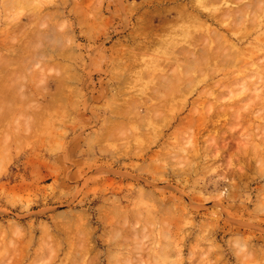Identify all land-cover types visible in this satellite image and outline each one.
I'll return each instance as SVG.
<instances>
[{
    "label": "rangeland",
    "instance_id": "obj_1",
    "mask_svg": "<svg viewBox=\"0 0 264 264\" xmlns=\"http://www.w3.org/2000/svg\"><path fill=\"white\" fill-rule=\"evenodd\" d=\"M200 1L0 0V264H264V0ZM210 28L240 56L187 84L173 60ZM177 74L181 95L165 83Z\"/></svg>",
    "mask_w": 264,
    "mask_h": 264
},
{
    "label": "bare ground",
    "instance_id": "obj_2",
    "mask_svg": "<svg viewBox=\"0 0 264 264\" xmlns=\"http://www.w3.org/2000/svg\"><path fill=\"white\" fill-rule=\"evenodd\" d=\"M160 1H161V0H160ZM201 1H202V0H201ZM201 1H200V2H201ZM217 1H218V0H217ZM219 1H220V0H219ZM227 1H228V0H227ZM227 1H226V2H227ZM242 1H244V0H242ZM192 2H193V1H192ZM203 2H204V0L202 1V3H203ZM208 2H209V1H207V3H208ZM211 2H212V1H211ZM211 2H209L208 4H210V5H212V4H213V5H215V4H216V5L220 4V3H218V2H217V3H211ZM213 2H216V1H213ZM254 2H255V1H254ZM205 3H206V2H204V4H205ZM234 3H236V2H233V4H234ZM250 3H251V2H250ZM255 3H256V2H255ZM263 3H264V1H262V2H258V3H256V4L253 3L254 5H252V9H253L254 11H255L256 8H257V11H258V10H261V9L263 8L261 4H263ZM208 4H207V6L209 7ZM251 4H252V3H251ZM257 4H260V5H257ZM180 5H181V4H180ZM180 5H179V7H177V6H176V7L179 9V8L182 7V6H186V5H182V6H180ZM241 5H242V4H241ZM15 6H16V5H15ZM74 6H75V5H74ZM79 6H80V5H79ZM249 6H250V5H249ZM256 6H257V7H256ZM191 7H194V6H191ZM197 7H198V6H197ZM244 7H245V8H243V6H242V8H243L244 11H245V9H246V7H247V4H246V5L244 4ZM138 8H139V6H138ZM183 8H184V7H183ZM202 8H203V7H202ZM249 8H250V7H249ZM249 8H248V9H249ZM167 9H168V8H167ZM170 9H171V8H170ZM174 9L176 10V8H174ZM174 9H172L171 11H174ZM181 9H182V8H181ZM184 9H186V11H187V8H186V7H185ZM196 9H197V8H195V10H196ZM252 9H251V10H252ZM162 10L165 11L164 9H162ZM182 10H183V9H182ZM198 10H199V9H198ZM233 10H234V9H233ZM235 10H236V9H235ZM246 10H247V9H246ZM79 11H80V10H79ZM166 11H167V10H166ZM166 11H165V12H166ZM227 11H228V9H227ZM236 11L238 12V10H236ZM242 11H243V10H241V11H239V12L242 14V13H243ZM254 11H253V12L251 11L253 15H255V12H254ZM158 12H159V10L157 11V13H158ZM168 12H170V11L168 10ZM175 12H176V11H175ZM179 12H180V14H181V12H185V11H184V10H183V11H178V13H179ZM187 12H188V11H187ZM196 12H197V11H196ZM198 12H200V11H198ZM224 12H225V11H224ZM258 12H259V11H258ZM147 13H150V14H148V15H152L151 12H147ZM161 13H162V12H161ZM161 13H158V14L162 15ZM166 13H167V12H166ZM166 13H165V14H166ZM178 13H177V14H178ZM185 13H186V12H185ZM222 13H223V12H222ZM222 13H221V14H222ZM228 13H231V12L228 11ZM228 13H227V12L224 13V14H227V15H224L225 18H224V16H221V17H223L224 20H225V19L228 20V18H229V16H230ZM246 13H247V12H246ZM246 13H245V14H246ZM259 13L261 14V12H259ZM7 14H8V13H7ZM44 14H45V13H44ZM82 14H83V13H82ZM155 14H156V13H154L152 16L156 17ZM165 14H164V15H165ZM187 14H188V15H187ZM187 14H186L187 16H191V15H192L191 13H187ZM201 14H203V13H201ZM204 14H206V13H204ZM221 14H219V15H221ZM245 14L243 13V15H245ZM75 15H76V14H75ZM146 15H147V14H146ZM174 16H175V15H174ZM194 16H196V15H193V16H191V17L193 18ZM217 16H218V15H217ZM217 16H216V17H217ZM227 16H228V18H226ZM233 16H234V17H238V18H243V17H244V16H242V15H240V14L237 15V13H236V15H233ZM256 16H257V15H256ZM52 17H53V16H52ZM142 17H143V16H142ZM148 17H149V16H148ZM191 17H190V18H191ZM218 17L220 18V16H218ZM218 17H217V20H218ZM234 17H233V18H234ZM245 17H246V16H245ZM250 17H251V16H250ZM253 17H254V16H253ZM46 18H47V17H46ZM48 18H49V17H48ZM80 18H81V16H80ZM164 18H165V17H164ZM174 18H175V17H173V19H174ZM178 18H179V17H178ZM180 18H182V17H180ZM184 18H185V17H184ZM190 18H189V19H190ZM192 18H191V21H193ZM196 18H199V17L197 16ZM196 18H195V21H198V19H196ZM208 18H211V16H210V17L208 16ZM254 18H255V17H254ZM256 18H257V17H256ZM256 18H255V19H256ZM143 19H144V18H143ZM147 19H148V20L150 21V23H151V21H152L154 18H152V20H150V19H151V16H150V18H146V20H147ZM160 19H161V18H160ZM171 19H172V18H171ZM171 19H170V21H172ZM182 19H183V18H182ZM86 20H87V19H86ZM138 20H139V19H138ZM146 20H144V21L146 22ZM148 20H147V21H148ZM158 20H159V19H158ZM184 20H185V19H184ZM187 20H188V19H187ZM212 20H213V17H212ZM212 20H211V21H212ZM214 20H215V19H214ZM231 20H232V19H231ZM240 20H241V19H239V21H240ZM243 20H244V19H242L241 21H243ZM253 20H254V19H253ZM41 21H43V20H41ZM54 21H55V20H54ZM149 21H148V22H149ZM153 21H154V20H153ZM153 21H152L151 24H153ZM168 21H169V19H168ZM189 21H190V20H189ZM254 21L256 22V20H254ZM254 21H252V22L255 23ZM43 22H44V21H43ZM185 22L187 23V21H185ZM193 22H194V21H193ZM199 22H203V21L199 20ZM206 22H207V21H206ZM206 22H205V23H206ZM220 22H221V21H220ZM263 22H264V21H263ZM47 23H48V22H47ZM161 23H162V21H161ZM177 23H180V22L178 21ZM177 23H176V24H177ZM205 23H204V24H205ZM237 23H238V22H236V24H237ZM39 24H42V22L39 23ZM39 24H38V25H39ZM43 24H44V23H43ZM80 24H81V23H80ZM168 24H169V23H168ZM206 24H207V23H206ZM231 24H232V23H231ZM236 24H235V25H236ZM251 24H252V23H251ZM17 25H18V24H17ZM199 25H200V24H199ZM222 25H224V24H222ZM237 25H239V23H238ZM237 25L234 26L233 29H231L230 31H232V30L234 31V29L236 30L237 28L240 29V27L237 26ZM240 25H241V23H240ZM43 26H44V25H43ZM58 26H59V25H58ZM61 26H62V25H61ZM61 26H60V28H63V26H62V27H61ZM81 26H82V25H81ZM139 26H140V25H139ZM148 26H149V25H148ZM251 26H252V25H251ZM254 26H255V24H254ZM143 27H145V26H143ZM195 27H196V26H195ZM197 27H198V26H197ZM248 27H249V26H248ZM17 28H18V27H17ZM57 28H58V27H57ZM146 28H147V27H146ZM148 28H150V26H149ZM148 28H147V29H148ZM153 28H154V27H153ZM160 28H161V27H160ZM174 28H176V26H174ZM43 29H44V28H43ZM137 29H138V28H137ZM220 29H222V30L225 31V30H227V26H226V25H225V27L221 26ZM40 30H41V29H40ZM161 30H162V29H161ZM167 30H168V29H167ZM194 30H195V29H194ZM209 30H210V31H208V32H209V33H208L209 46H208V45H205L206 43H208V42H206L207 40H206L205 37H204V38H205V42H203V43H205V44L203 45V47H204V49H206V50L200 48L199 44H195V43H200L201 40L203 41V40H204L203 36H202L201 39H200L199 37H197V35L194 36V35H195V34H194L193 36H194V37H197V38H194L193 41H196V40H198V38H199L200 42H195L194 44H193V42H191L192 44H190V45L192 46V49H191V53H190V55L187 54V53H188V52H187L188 49H187L186 51H184V49H183V53H184V52H187V53H185V54H186V55H189V57L192 55L193 58L190 57L191 59H190V60L188 59L189 61L187 60V61H188V62H187V61H186V58L184 57V58H185L184 60L187 62L186 64H185V62H183V63L179 62L180 59H179V60H173V62H175L176 65H177V69H180V71L182 72V73H181V74H182V77L186 78L187 82H186L185 80L183 81V79L180 80V76H179V74H177L178 76L176 75V77L174 76L175 78H174L173 76H171V77H173V78L175 79V82H174V81L171 82L170 80H169V81H165V83L170 82V84H171V85L169 86V87H171V89L168 88L169 91H167V92L170 93V91H171V92H177V91H178L177 93L180 92V95H181V93H182V92H181V86H179V84H182L181 81H183V82H185V83H187V84H192V82H195V79H193L191 76H192V74H196V73H197V74H196L197 77H199V76L202 77V76L204 75V72H205V71H202V70H204V69L207 68V61H208V59H209V61L212 59V61H210V62H212L211 64H213V62H215L214 60L217 59V60H218L217 64H218L219 68H222V67H224V66H225V68H226V64L224 65L223 63L226 62V63L228 64V63H229V60H230V63H232V61H234L236 58H239V57H236V56L239 55V53L236 54V55H235V51H234L233 54L229 53L230 49L233 48V44H232V46H231V45L228 43L227 36L221 37L219 34L216 33L215 30H211V28H210ZM248 30H249V28H248ZM25 31H26V30H25ZM142 31H144V30H142ZM148 31H149V30H148ZM21 32H23V31H21ZM43 32H44V31H42V33H43ZM144 32H145V31H144ZM150 32H152V31H150ZM150 32H148V33H150ZM190 32H191V31H190ZM17 33H18V32H17ZM24 33H25V32H23V34H24ZM55 33H56V32H55ZM137 33H138V32H137ZM142 33H143V32H142ZM145 33H146V32H145ZM192 33H193V32H192ZM228 33L233 34L232 32H229V31H228ZM248 33H249V32H248ZM21 34H22V33H21ZM43 34H44V33H43ZM56 34H57V33H56ZM133 35H134V34H133ZM136 35H137V34H135L134 37H137ZM145 35H147V34H145ZM154 35H155V34H154ZM157 35H158V34H157ZM19 36H20V35H19ZM143 36H144V35H143ZM193 36H192V37H193ZM198 36H201V35H198ZM17 37H18V36H17ZM139 37H140V36H139ZM146 37H147V36H146ZM156 37H157V36H156ZM190 37H191V36H190ZM51 38H52V40H53L52 35H51ZM51 38L48 37L47 39H50V40H51ZM65 38H66V37H65ZM70 38H71V37H70ZM140 38H141V37H140ZM144 38H145V36H144ZM162 38H163V37H162ZM12 39H13V38H12ZM47 39H46V40H47ZM61 39H62V38H61ZM132 39H133V36H132L131 40H132ZM195 39H196V40H195ZM52 40H51V41H52ZM134 40H135V39H133L132 42H133ZM239 40H240V39H239ZM63 41H64V40H63ZM63 41H62V42H63ZM71 41H72V40H71ZM147 41H148L147 44H153V42H154L153 40H151V41L147 40ZM152 41H153V42H152ZM52 42H53V41H52ZM54 42L56 43L55 39H54ZM66 42H67V40H66ZM156 42H157V40H156ZM156 42H155V43H156ZM47 43H48V42H47ZM189 43H190V41H189ZM201 43H202V42H201ZM63 44H64V43H63ZM65 44H66V43H65ZM71 44H72V43H71ZM121 44H122V43H121ZM48 45H49V44H48ZM51 45H52V44H51ZM136 45H137V44H136ZM141 45H142V44H141ZM56 46H57V45H56ZM58 46H59V45H58ZM144 46H145V45H144ZM207 46H208V47H207ZM29 47H30V46H29ZM40 47H41V46H40ZM134 47H135V46H134ZM205 47H206V48H205ZM20 48H21V47H20ZM61 48L63 49V47H61ZM124 48H125V47H124ZM135 48L138 49V47H135ZM141 48H142V47H141ZM145 48H147V47L145 46ZM212 48H213V49H212ZM49 49H50V47H49ZM58 49H60V48H58ZM67 49H68V48H67ZM210 49H212V50L209 51ZM224 49H225V50H224ZM226 49L228 50V52H227ZM21 50H22V49H21ZM55 50L57 51V49H55ZM69 50H70V48H69ZM129 50H130V49H129ZM129 50H128V51H129ZM141 50H142V53H145V52H146L144 55H146V54L148 53V51H146V49H145V51H144V49H140V51H141ZM168 50H169V49H168ZM179 50H180V49H179ZM223 50H224V52L226 51V52H225L226 54H225L224 52H222ZM14 51H15V50H14ZM44 51H45V50H44ZM49 51H51V49H50ZM150 51H151V50H150ZM188 51H189V50H188ZM54 52H55V51H54ZM174 52L177 53L176 51H174ZM174 52H173V54H175ZM189 52H190V51H189ZM32 53H34V52H32ZM56 53H57V52H56ZM56 53H55V55H56ZM126 53H127V52H126ZM138 53H139V52H138ZM178 53H179V54L181 53L180 56L183 55V53L180 52V51H179ZM218 53H220V54H218ZM223 53H224V54H223ZM10 54L12 55V53H10ZM30 54H31V53H30ZM61 54H62V53H61ZM61 54H60L59 57H61ZM127 54H128V53H127ZM129 54H131V53H129ZM179 54H178V56H179ZM185 54H184L183 56H186ZM16 55H17V54H16ZM37 55H38V54H37ZM37 55H36V56H37ZM48 55H49V54H48ZM48 55H47V57H48ZM66 55H67V54H66ZM119 55H120V54H119ZM141 55H142V54H141ZM144 55H143V56H144ZM159 55H160V53H159ZM36 56H34V57L36 58ZM39 56H40V55H39ZM51 56H52V55H51ZM56 56H58V55H56ZM239 56H240V55H239ZM5 57H6V55H5ZM40 57H42V58H41L42 60L44 59L43 55H41ZM62 57H63V56H62ZM62 57H61V58H62ZM134 57H135V55H134ZM186 57L189 58L188 56H186ZM226 57H227V58L229 57L228 60H227V59L224 60V58H226ZM66 58H67V56H66ZM122 58H123V57H122ZM137 58H138V57H137ZM156 58H158V57H156ZM174 58H175V57H174ZM214 58H215V59H214ZM5 59H8V58H5ZM46 59H47V58H46ZM62 59H63V58H62ZM64 59H65V58H64ZM127 59H128V60H129V59L131 60L130 57L127 58ZM138 59H139V58H138ZM242 59H243V58H242ZM0 60H1V57H0ZM10 60H11V59H10ZM39 60H40V58H39ZM71 60H72V59H71ZM133 60H134V59H133ZM171 60H172V59H171ZM184 60H182V61H184ZM3 61H4V60H3ZM24 61H25V60H24ZM27 61H28V60H27ZM30 61H31V60H30ZM51 61H52V60H51ZM136 61H137V60H136ZM180 61H181V60H180ZM237 61H238V60H237ZM253 61H254V60H253ZM1 62H2V60H1ZM47 62H48V60H47ZM70 62H71V61H70ZM254 62H255V61H254ZM257 62H258V61H257ZM2 63H4V62H2ZM24 63H26V62H24ZM29 63H30V62H29ZM117 63H118V62H117ZM230 63L228 64V68H230V67H229ZM234 63H235V61H234ZM30 64H31V63H30ZM163 64H164V63H163ZM240 64H241V63H240ZM256 64H257V63H256ZM1 65H2V64H1ZM3 65H4V64H3ZM10 65H12V64H10ZM63 65H64V64H63ZM129 65H130V64H129ZM232 65H233V63H232ZM234 65H235V64H234ZM262 65H263V63H262ZM38 66H39V64H38ZM57 66H58V64H57ZM67 66H68V64H66V67H67ZM160 66H162V65L160 64ZM171 66H172V65H171ZM211 66L213 67V65H211ZM211 66H210V67H211ZM248 66H249V65H248ZM0 67H1V69H2V66H0ZM3 67H4V66H3ZM5 67H8V66L5 65ZM5 67H4V68H5ZM58 67H59V66H58ZM68 67H69V66H68ZM123 67H124V66H123ZM251 67H252V66H251ZM62 68H63V67H62ZM127 68H128V67H127ZM175 68H176V67H175ZM175 68H174V69H175ZM27 69H28V68H27ZM39 69H40V68H39ZM166 69H167V68H166ZM166 69H165V70H166ZM215 69H217V68H215ZM262 69H263V66H262ZM209 70H210V72H211V69H208V71H209ZM222 70H223V69H222ZM41 71H42V70H41ZM201 71H202V72H201ZM220 71H221V70H220ZM171 72H172V70H171L169 73H171ZM199 72H201L203 75H199V74H200ZM216 72H217V71H216ZM253 72H254V70H253ZM261 72H262V71H261ZM8 73H9V72H8ZM14 73H15V72H14ZM14 73H13V74H14ZM40 73H41V72H40ZM145 73H146V72H145ZM152 73H153V72H152ZM172 73H173V72H172ZM176 73H177V72L173 73L172 75H174V74H176ZM227 73H229V72H227ZM143 74H144V73H143ZM146 74H147V73H146ZM153 74H154V73H153ZM214 74H215V73H214ZM261 74H262V73H261ZM39 75H40V74H39ZM123 75H124V74H123ZM129 75H130V74H129ZM233 75H234V74H233ZM7 76H8V74H7ZM40 76H42V73H41ZM120 76H121V78H122V74H121ZM150 76H151V75H150ZM212 76H213V75H212ZM212 76H211V77H212ZM214 76H215V75H214ZM13 77H15V76H13ZM17 77H18V76H17ZM155 77H156V76H155ZM158 77H159V76H158ZM158 77H156L157 80H158ZM160 77H161V76H160ZM160 77H159V80H161ZM201 77H200V78H201ZM6 78H7V77H6ZM11 78H12V77H11ZM40 78H41V77H40ZM118 78H119V77H118ZM146 78H147V77H146ZM149 78H150V77H149ZM187 78H189V80H190V79H193V80H191V83H188V79H187ZM202 78H203V77H202ZM258 78H259V77H258ZM147 79H148V78H147ZM163 79H164V77H163ZM197 79H198V78H197ZM209 79H210V77H209ZM259 79H260V78H259ZM259 79H258V80H259ZM165 80H166V79H165ZM167 80H168V79H167ZM1 81H2V80H1ZM177 81H178V82H177ZM57 82H58V80H57ZM157 82H158V81H157ZM161 82H162V81H160V83H161ZM179 82H180V83H179ZM189 82H190V81H189ZM236 82H237V81H236ZM59 83H60V82H59ZM174 83H175V84H174ZM131 84H132V83H131ZM193 84H194V83H193ZM212 84H213V83H212ZM212 84H210V87H212V86H211ZM218 84H220V83H217V85H216L217 87H216V88H219V87L221 86V85L219 86ZM123 85H124V84H123ZM156 85H157L158 87H160V88H163L162 86H159L158 84H156ZM165 85H166V84H165ZM167 85H169V84H167ZM177 85H178V86H177ZM208 85H209V84H208ZM214 85H215V84H214ZM225 85H227V84H225ZM173 86H174V87H173ZM185 86H186V84H185ZM189 86H190V85H189ZM194 86H195V84H194ZM218 86H219V87H218ZM60 87H61V86H60ZM167 87H168V86H167ZM186 87H187V86H186ZM186 87H184V88H186ZM207 87H208V86H207ZM210 87H209V89H210ZM241 87H242V86H241ZM61 88H62V87H61ZM61 88H60V89H61ZM125 88H126V87H125ZM187 88L190 89V87H187ZM187 88H186V89H187ZM213 88H215V87L213 86ZM221 88H222V86H221ZM226 88H227V87H226ZM60 89H59V90H60ZM176 89H177V90H176ZM186 89H185V90H186ZM191 89H192V88H191ZM211 89H212V88H211ZM219 89H220V88H219ZM222 89H223V88H222ZM222 89H221V90H222ZM228 89H229V88L225 89V90H227V93H228ZM125 90H126V89H125ZM128 90H129V89H128ZM163 90L165 91V89H163ZM166 90H167V89H166ZM187 90H188V89H187ZM212 90H213V89H212ZM248 90H249V89H248ZM255 90H256V89H255ZM153 91H154V90H153ZM153 91H152V92H153ZM189 91H190V90H189ZM219 91H220V90H219ZM246 91H247V90H246ZM124 92H125V91H124ZM152 92H151V93H152ZM156 92H157V90H156ZM156 92L154 91L155 94H156ZM183 92H184V90H183ZM203 92H204V90H203ZM217 92H218V89H217ZM159 93H160V92H158V94H159ZM164 93H165V92H164ZM164 93H163V94H164ZM169 93H168V94H169ZM186 93H187V92H185V94H186ZM201 93H202V92H201ZM201 93L199 94V96H200V95L202 96ZM204 93H205V95L207 94L206 91H205ZM208 93H209V95H206L205 97H208V98H209V96H212V94L210 93V91H208ZM229 93H230V92H229ZM231 93H232V92H231ZM152 94H153V93H152ZM152 94H151V95H152ZM175 94H176V93H175ZM210 94H211V95H210ZM245 94H246V93H245ZM166 95H167V94H166ZM169 95H170V94H169ZM169 95H168V96H169ZM178 95H179V94H178ZM180 95H179V96H180ZM203 95H204V94H203ZM217 95H218V94H217ZM217 95H216V96H217ZM230 95H231V94H229V96H230ZM162 96H163V95H162ZM186 96H187V95H186ZM149 97L151 98V96H149ZM175 97H176V96H175ZM175 97H174V98H175ZM180 97H181V96H180ZM217 97H218V96H217ZM217 97H216V99H217ZM238 97H239V96H238ZM255 97H256V95H255ZM154 98H155V97H154ZM156 98H157V97H156ZM168 98H169V97H168ZM168 98H167V99H168ZM177 98H178V97H177ZM129 99H130V98H129ZM151 99H152V98H151ZM157 99H158V98H157ZM161 99H162V98H161ZM203 99H204V96H203ZM216 99H215V101L218 102V100H216ZM144 100H145V99H143V101H144ZM152 100H153V99H152ZM181 100H182V99H181ZM116 101H117V100H116ZM134 101H135V100H133V102L131 101L130 103L134 104V103H135ZM160 101H161V100H160ZM163 101H164V100H163ZM168 101H169V100H168ZM179 101H180V100H179ZM203 101H204V103H205L206 100H202V102H203ZM207 101H208V102H210V101L212 102V101H213V98H212L210 101H209V100H207ZM207 101H206V102H207ZM219 101H221V100H219ZM250 101H251V100H250ZM58 102H59V101H58ZM139 102H140V101H138V102L136 101V104L139 103ZM147 102H148V101H147ZM161 102H162V101H161ZM208 102H207V104H205L204 106L209 105L210 103L208 104ZM216 102H215V104L211 103V105H216V106L219 108V109L216 108V111L219 110V112H220V109H222L223 106H222V108H220V107L217 105ZM198 103H199V102H198ZM200 103H201V102H200ZM218 103H219V102H218ZM223 103H224V102H223ZM136 104H135V105H136ZM145 104H146V101H145ZM147 104H148V103H147ZM147 104H146V105H147ZM149 104H150V102H149ZM159 104H161V103H159ZM185 104H186V103H185ZM192 104H194V103H192ZM192 104H191V105H192ZM195 104H196V103H195ZM195 104H194V105H195ZM129 105H131V104H129ZM161 105H162V104H161ZM164 105H166V103H164ZM164 105H163V106H164ZM245 105H247V104L245 103ZM124 106H125V105H124ZM131 106H132V105H131ZM139 106H140V104H139ZM139 106H138V107H139ZM157 106H158V105H157ZM143 107H144V106H143ZM158 107H159V106H158ZM160 107H161V106H160ZM165 107H166V106H165ZM206 107H208V109H209L208 111L211 112L210 110H211V108H213L214 106H213V107L206 106ZM206 107H204V109H203V108H202V109L205 111V110H207V109H205ZM134 108H136V107H134ZM161 108H162V107H161ZM225 108H227V107L225 106ZM199 109H200V108H199ZM213 109H214V108H213ZM114 110H115V109H114ZM119 110H120V109H119ZM121 110H122V109H121ZM160 110H161V109H160ZM194 110H195V109H193V112H194ZM222 110H223V109H222ZM222 110H221V111H222ZM124 111H125V110H124ZM148 111H149V109H148ZM157 111H158V108L156 109V113L154 112L155 114H154V113H151L152 116H150V118H151V117L154 118V119L157 118L156 115L159 114V113H157ZM208 111H207V112H208ZM216 111L214 110L215 113L213 112V115H212V116H214V115L217 113ZM223 111L226 112L227 109H226V111H225V109H224ZM228 111H229V110H228ZM119 112H120V111H119ZM119 112H118V113H119ZM145 112H146V111H145ZM145 112H144V113H145ZM149 112H151V110H150ZM152 112H153V111H152ZM160 112H162V111H160ZM181 112H182V111H181ZM191 112H192V111H191ZM196 112L198 113L199 110L196 111ZM200 112H202L201 109H200ZM200 112H199L198 114H200ZM209 112H208V113H209ZM235 112H237V111H235ZM241 112H242V111H241ZM118 113H117V114H118ZM121 113H125V112H121ZM128 113H129V112H128V109H127V114H128ZM221 113H222V112H221ZM221 113H220V114H221ZM245 113H246V112H245ZM112 114H113V113H112ZM161 114H162V113H161ZM195 114H196V113L194 112V116H196ZM202 114H206V112H204V113H202ZM237 114H238V112H237ZM110 115H111V114H110ZM114 115H115V114H114ZM120 115H121V114H120ZM125 115H126V114H125ZM125 115L123 114L124 117L122 116V117L124 118V120H126V118L129 116V114H128V116H127V115L125 116ZM163 115H164V114H163ZM206 115H210V113H209V114H206ZM206 115H205V117H206ZM217 115H218V114H217ZM228 115H229V114H228ZM115 116H116V115H115ZM117 116H118V115H117ZM117 116H116V117H117ZM145 116H146V114H145ZM155 116H156V117H155ZM191 116H192V118H193V113H191ZM203 116H204V115H203ZM212 116L210 115V118H212ZM220 116H221V115H220ZM235 116H236V115H235ZM134 117H135V116H134ZM143 117H144V116H143ZM161 117H163V116H161ZM196 117H198V116H196ZM222 117H223V116H221V118H222ZM117 118H119V117H117ZM146 118H147V117H146ZM233 118H234V117H233ZM238 118H240V117H238ZM134 119H135V118H134ZM142 119H143V118H142ZM142 119H140V121H142ZM144 119H145V117H144ZM167 119H168V118H167ZM205 119H206V118H205ZM212 119H213V118H212ZM217 119H218V118H217ZM217 119H216V120H217ZM245 119H246V118H245ZM130 120H131V119H130ZM234 120H236V119H234ZM241 120H242V119H241ZM185 121H187V118H186V120H184V121H182V122H185ZM211 121L214 122V119L211 120ZM219 121H221V120H219ZM116 122H117V121H116ZM130 122H131V121H130ZM153 122H154V121H153ZM167 122H168V121H167ZM169 122H170V121H169ZM192 122H195V120H193ZM198 122H201V121H198ZM203 122L206 123L205 121H203ZM209 122H210V119H209ZM209 122H207V123H208V124H213V122H210V123H209ZM122 123H123V122H122ZM143 123H144V122H143ZM156 123H157V121H156ZM160 123H162V122H160ZM196 123H197V122H195V124H196ZM201 123H202V122H201ZM201 123L198 124V126L201 127ZM204 123H203V124H204ZM246 123H247V122H246ZM135 124H136V123H135ZM138 124H140V122H138ZM141 124H142V122H141ZM178 124H180V123H178ZM193 124H194V123H193ZM203 124H202V125H203ZM208 124H207V126H209ZM219 124H220V123H219ZM248 124H249V123H248ZM124 125H125V124H124ZM143 125H144V124H143ZM155 125H156V124H155ZM158 125H159V122H158ZM158 125H156V126L158 127ZM222 125H223V124H222ZM119 126H120V125H119ZM121 126H122V125H121ZM144 126H145V125H144ZM168 126H169V125H168ZM178 126H179V125H178ZM210 126H211V125H210ZM210 126H209V129H207L208 131L210 130ZM223 126H224V125H223ZM239 126H240V125H239ZM246 126H247V125H246ZM161 127H162V126H161ZM191 127H193V125H191ZM215 127H216V126H215ZM215 127H213V128L215 129ZM217 127H218V125H217ZM108 128H109V127H108ZM122 128H124V127H122ZM158 128H159V127H158ZM158 128H157V131H158ZM193 128H194V127H193ZM195 128H196V127H195ZM195 128H194V129H195ZM202 128H203V127H202ZM202 128H201V129H202ZM207 128H208V127H207ZM120 129H121V128H120ZM141 129H142V128H141ZM163 129H164V128H163ZM188 129L191 130L192 128H191V129L188 128ZM198 129H200V128H198ZM126 130H127V129H126ZM207 130H206V131H207ZM250 130H251V129H250ZM114 131H115V130H114ZM157 131H155V133H156ZM192 131H193V130H192ZM192 131H191V133H192ZM198 131H199V130H198ZM216 131H217V130H216ZM112 132H113V131L111 130V133H112ZM116 132H118V131H116ZM161 132H162V131H161ZM185 132H188V130L186 129ZM244 132H245V131H244ZM114 133H115V132H114ZM125 133H126V132H125ZM148 133H149V132H148ZM158 133H160V132L158 131ZM158 133H157V135L160 137L162 134L160 135V134H158ZM204 133H205V132H204ZM211 133H212V132H211ZM109 134H110V133H108V137H109ZM118 134H119L118 136H120L121 134L123 135V132H122L121 134H120V133H118ZM127 134H128V133H127ZM139 134H141V132H140ZM139 134H138V135H139ZM142 134H143V133H142ZM187 134H190V133H187ZM105 135H106V134H105ZM110 135H111V134H110ZM150 135H151V134H150ZM170 135H171V134H170ZM182 135H184V136H181V137H184V138H185V134H182ZM191 135H192V134H191ZM216 135H218V134H216ZM222 135H223V134H222ZM103 136H104V135H103ZM103 136H102V137H103ZM130 136H131V135H130ZM218 136H219V137H222L221 135H218ZM104 137H107V136H104ZM121 137H122V136H121ZM127 137H128V136H127ZM140 137H141V135H140ZM143 137H144V136H143ZM188 137H189V136H188ZM188 137H187V139H188ZM211 137H212V141H213V142H210V141H209ZM223 137H224V136H223ZM223 137H222V139H220V140L218 141V144L221 145V143H219V142H222V141H223ZM237 137H238V136H237ZM112 138H113V135H112ZM137 138H138V136H137ZM144 138H145V137H144ZM168 138H169V137H168ZM213 138H214V137H213V135H212V136H210L209 138H206V140L209 141L210 143H212V144H209V145H212V146H218L217 143H214V142H215V139L213 140ZM216 138H217V137H216ZM110 139H111V137H110ZM185 139H186V138H185ZM124 140H125V139H124ZM168 140H169V139H168ZM170 140H171V139H170ZM216 140H217V139H216ZM248 140H249V139H248ZM121 141H122V140H121ZM204 141H205V140H203V142H204ZM185 142H186V140H185ZM185 142H184V143H185ZM201 142H202V141H201ZM209 142H208V143H209ZM225 142H226V141H225ZM225 142H224V143H225ZM239 142H240V141H239ZM99 143H100V142H99ZM146 143H147V142H146ZM166 143H168V142H166ZM166 143H165V144H166ZM187 143H188V142H187ZM187 143H186V144H187ZM208 143L205 142V144H207V145H208ZM222 143H223V142H222ZM234 143H235V142H234ZM236 143H237V142H236ZM177 144H178V142H177ZM186 144H185V145H186ZM188 144H189V145H187V147H191V146H190V143H188ZM195 144H196V143H195ZM197 144H198V143H197ZM213 144H215V145H213ZM223 145H225V144H223ZM254 145H255V144H254ZM140 146H141V145H140ZM142 146H143V145H142ZM178 146H179V145H178ZM196 146H197V145H196ZM221 146H222V145H221ZM179 147H180V146H179ZM182 147H183V145H182ZM182 147H181V150H182ZM219 147H220V146H218V148H219ZM263 147H264V146H263ZM123 148H125V147H123ZM191 148H192V147H191ZM191 148H190V149L188 148V149H189V153H191V152H190ZM211 148H212V147H211ZM220 148H221V147H220ZM144 149L146 150V147H145ZM208 149H209V148H208ZM208 149H207V150H208ZM212 149H215V148L213 147ZM249 149H250V148H249ZM145 150H144V151H145ZM179 150H180V149H179ZM181 150H180V151H181ZM184 150H185V147L183 148V151H184ZM230 150H231V149H230ZM136 151H139V150H136ZM142 151H143V150H142ZM253 151H254V150H253ZM102 152H103V151H102ZM102 152H101V153H102ZM194 152H195V151H194ZM207 152H209V151H207ZM215 152H216V151L214 150V153H213V152H212V153H213V154H216ZM241 152H242V151H241ZM139 153H140V152H139ZM182 153H183V152H182ZM197 153H198V151H197L196 153H193V152H192V154H197ZM237 153H238V152H237ZM117 154L119 155L118 151H117ZM127 154H128V153H127ZM199 154H200V153H199ZM229 154H230V153H229ZM254 154H255V153H254ZM134 155L137 156L138 153L136 154V152H135ZM134 155H132V157H133ZM186 155H187V154H186ZM207 155H208V153H207ZM230 155H231V154H230ZM240 155H241V154H240ZM242 155H244V153H242ZM121 156H122V155H121ZM125 156H126V154H125ZM161 156H162V154H161ZM170 156H171V155H170ZM172 156H173V155H172ZM194 156L196 157V155H194ZM194 156H193V157H194ZM201 156H202V154H201ZM209 156H210V155H208V158H209ZM214 156H215V155H214ZM232 156H233V155H232ZM247 156H248V155H247ZM137 157H138V156H137ZM190 157H191V156H190ZM197 157H198V155H197ZM197 157H196V159H197ZM204 157H205V156H204ZM228 157H229V156H228ZM243 157H244V156H243ZM243 157H242V158H243ZM133 158H134V157H133ZM191 158H192V157H191ZM198 158H199V157H198ZM205 158H206V157H205ZM210 158H211V156H210ZM213 158H215V157H213ZM225 158H226V157H225ZM206 159H207V158H206ZM229 159H230V158H229ZM232 159H233V158H232ZM158 160L160 161L161 159H158ZM167 160H168V159H167ZM227 160H228V159H227ZM255 160H256V159H255ZM116 161H117V160H116ZM165 161H166V159H165ZM197 161H199V160H197ZM242 161H243V160H242ZM245 161H246V160H245ZM256 161H257V160H256ZM161 162H162V161H161ZM161 162H160V163H161ZM170 162H171V161H170ZM184 162H185V161H184ZM184 162H183V165H184ZM190 162H191V161H190ZM199 162H200V161H199ZM218 162H219V161H218ZM234 162H235V161H234ZM172 163H173V162H172ZM203 163H204V162H202V165H203ZM226 163H227V161H226ZM189 164H190V163H189ZM189 164H188V165H189ZM212 164H213V163H212ZM202 165H200V166H202ZM204 165H205V164H204ZM218 165H219V164H218ZM212 166H214V165H212ZM221 166H222V164H221ZM131 167H132V166H131ZM131 167H130V168H131ZM141 167H142V166H141ZM143 167H144V166H143ZM154 167H155V166H154ZM154 167L152 166V168H154ZM209 167H210V166H209ZM219 167H220V166H219ZM248 168H249V167H248ZM196 169H197V168H196ZM229 169H230V168H229ZM240 169H241V167H240ZM242 169H243V168H242ZM242 169H241V170H242ZM153 170H154V169H152V171H153ZM241 170H240V171H241ZM242 171H243V170H242ZM176 172H177V171H176ZM230 172H231V171H230ZM236 172H237V171H236ZM238 173H239V172H238ZM156 174H157V176L159 175V173H156ZM156 174H155V175H156ZM175 174H176V173H175ZM177 174H178V173H177ZM177 174H176V175H177ZM207 174H208V173H207ZM221 174H222V173H221ZM233 174H234V173H233ZM160 175H162V173H161ZM173 175H174V174H173ZM231 175H232V174H231ZM221 177H222V176H221ZM237 179H238V178H237ZM186 180H187V179H186ZM142 181H143V180H142ZM238 181H239V179H238ZM143 183H144V182H143ZM146 183H147V182H146ZM232 184L235 185L234 182H233ZM138 193H139V192H138ZM230 193H231V192H230ZM217 196H220V195L218 194ZM138 197H139V196H138ZM147 197L149 198V196H147ZM147 197H145V198L148 200ZM229 197H230V196H229ZM149 200H150V199H149ZM113 202H114V201H113ZM117 202H118V201H117ZM188 202H189V201H188ZM151 205H152V204H151ZM159 205H160V204H159ZM113 208H114V207H113ZM114 210H115V208H114ZM114 213H115V211H114ZM166 214H168V213H166ZM112 215H113V214H112ZM132 215H133V214H132ZM164 215H165V214H164ZM169 215H170V214H169ZM76 216H77V215H76ZM120 216H121V215H120ZM165 216H166V215H165ZM134 217H135V216H134ZM74 218H75V217H74ZM136 218H137V220H138V217H136ZM81 219L83 220V218H81ZM165 219H166V218H165ZM82 220H81V221H82ZM84 220H85V219H84ZM123 220H124V219H123ZM134 220H135V218H134ZM168 220H169V219H168ZM171 220H172V219H171ZM171 220H170V221H171ZM134 222L137 223L136 221H134ZM85 225H86V224H85ZM85 225H84V226H85ZM56 226H57V225H56ZM56 226H55V227H56ZM45 227H46V226H45ZM58 227H59V226H58ZM163 227H164V226H163ZM204 228H205V227H204ZM42 229H43V228H42ZM46 229L48 230L47 227H46ZM133 229H135V228H133ZM43 230H45V229H43ZM201 230H202V229H201ZM203 230H204V229H203ZM41 231H42V230H41ZM132 231H133V230H132ZM43 233H44V232H43ZM47 234H48V232H47ZM116 234H117V233H116ZM118 234H119V233H118ZM134 234L136 235L135 231H134ZM63 235H64V234H63ZM121 235H122V234H121ZM142 235H143V233H142ZM184 235H185V234H184ZM85 236H86V235H85ZM115 236H116V235H115ZM117 236H118V235H117ZM87 237H88V236H87ZM87 237H86V238H87ZM135 237H136V236H135ZM45 238H47V237H45ZM49 238H50V237H49ZM127 238H128V237H127ZM142 238H143V237H142ZM142 238H141V239H142ZM196 239H197V238H196ZM58 240H59V239H58ZM127 240H128V239H127ZM135 240H136V239H135ZM57 242H58V241H57ZM112 242H113V241H112ZM133 242H134V241H133ZM58 243H59V242H58ZM47 244H48V243H47ZM73 244H74V243H73ZM26 245H27V244H26ZM53 245H54V244H53ZM141 245H142V244H141ZM76 246H77V245H76ZM79 246H80V245H79ZM139 246H140V245H139ZM57 247H58V246H57ZM74 247H75V246H74ZM78 248H79V247H78ZM82 248H83L84 250L86 249V248H84V247H82ZM90 248H91V247H90ZM76 249H77V248H76ZM83 249H81V250H83ZM87 249H88V248H87ZM87 249H86V250H87ZM12 250H13V249H12ZM13 251H14V250H13ZM25 251H26V250H25ZM25 251H24V252H25ZM137 251H138V250H137ZM143 251H144V250H143ZM240 251H242V250H240ZM15 252H17V251H14V253H15ZM71 253H72V251H71ZM238 253H239V252H238ZM249 253H250V252H249ZM72 254H73V253H72ZM115 254H116V253H115ZM78 255H79V254H78ZM144 255H145V254H144ZM205 255H206V254H205ZM249 255H250V254H249ZM17 256H18V255H17ZM17 256H16V258H18ZM74 256H75V255H74ZM244 256H245V255H244ZM75 257H76V256H75ZM81 257H82V256H81ZM140 257H141V256H140ZM22 258H23V257H22ZM198 258H199V257H198ZM263 258H264V257H263ZM108 259H109V256H108ZM110 259H111V258H110ZM201 259H202V258H201ZM248 259H249V258H248ZM69 260H70V259H69ZM72 260H73V259H72ZM72 260H71V262H72ZM78 260H79V259H78ZM127 260H128V259H127ZM145 260H146V259H145ZM150 260H151V259H150ZM197 260H198V259H197ZM199 260H200V259H199ZM202 260H203V259H202ZM76 261H77V260H76ZM79 261H80V260H79ZM108 261H109V260H108ZM113 261H114V260H113ZM140 261H141V259H140ZM151 261H152V260H151ZM115 262H116V261H115ZM39 263H40V262H39ZM111 263L113 264L112 261H111ZM180 263H181V262H180ZM77 264H78V263H77ZM90 264H92V263H90ZM260 264H261V263H260Z\"/></svg>",
    "mask_w": 264,
    "mask_h": 264
}]
</instances>
